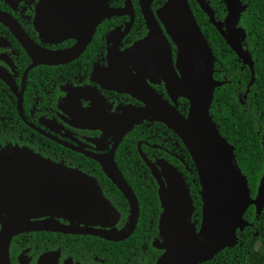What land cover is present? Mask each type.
<instances>
[{"label":"flooded vegetation","instance_id":"obj_1","mask_svg":"<svg viewBox=\"0 0 264 264\" xmlns=\"http://www.w3.org/2000/svg\"><path fill=\"white\" fill-rule=\"evenodd\" d=\"M46 1L0 0V12L46 51V56L32 55L0 21V235L10 223L21 224L22 229L11 239L10 264H40L46 256H58L57 264H156L166 252L160 248V223L166 211L161 190L170 186L163 166L183 175L193 204L201 197V186L197 190L188 183L196 168L186 146L164 118L149 112L154 106L148 93L159 108L161 100L184 117L190 110L188 100L169 93L163 54L152 41L157 32L152 33L148 23L154 29L159 26L168 40L181 79L176 43L159 15L167 1L153 0L152 19L140 0H130L131 4L110 0V11L122 13L108 14L95 29L91 15L67 16L70 9L64 2L43 11ZM67 19L72 33L62 26ZM72 50L78 54H70ZM25 158L93 184L107 209L89 219L45 212L48 177L37 168H17L27 164ZM113 162L139 208L131 236L120 241L95 236L115 237L133 218L126 194L104 169ZM15 167L32 172V185L12 184L21 179L13 174ZM155 174L162 176L164 185ZM65 187L68 179L62 178V191L58 189L53 198L64 196L61 204L68 207ZM84 194L81 205L102 206L92 200L95 194L87 187ZM28 206L40 209L28 211ZM195 212L192 219L199 228L202 216L197 224ZM45 223L64 231L46 230ZM33 224L42 230H33Z\"/></svg>","mask_w":264,"mask_h":264},{"label":"water","instance_id":"obj_2","mask_svg":"<svg viewBox=\"0 0 264 264\" xmlns=\"http://www.w3.org/2000/svg\"><path fill=\"white\" fill-rule=\"evenodd\" d=\"M167 5L160 11L159 15L164 22L169 35L177 46L176 66L181 75L178 78L172 58V49L160 31V27L153 28L151 21H148L152 33V41L160 45L163 54V73L168 84L170 94L183 97L189 101L190 110L187 117H184L173 109L167 102L161 106L153 103V94L148 93L152 99L150 113L160 115L167 124L175 131L190 153L195 165L198 180L201 186L200 196L202 199V220L200 227L193 222L195 207L189 189L183 175L170 165L163 166L166 174L163 176L165 182L170 186L168 190H161V199L165 207V214L160 223V232L163 238L161 249L166 252L159 258L156 264H204L214 259L223 250L236 245L237 232L249 225L244 218L247 210L254 206L256 214L261 215L264 211V176L258 189L256 198H252L248 181L238 166L235 149L229 144L220 132L214 127L213 118L210 116V109L214 100L215 90L223 86L225 82L214 78L215 61L207 38L203 34L198 22L192 12L189 0H166ZM203 12L208 16L210 23L224 38L232 51L247 65L252 72L254 83V62L252 57L244 50L242 39L245 33L238 27L241 13L245 7L240 0H224L229 12L228 21L221 23L216 20L215 12L207 5L206 0H195ZM54 2L64 5L70 9L67 16H81L84 14L94 17L93 29L108 14H121V10L110 11V0H47L42 10L52 9ZM153 0H140L142 9L150 18H154L151 11ZM129 3L131 4L130 0ZM0 21L11 27L12 31L19 37L26 50L32 55L46 56V51L37 46L6 14L0 12ZM70 20L67 19L62 25L67 32L72 33L73 27H69ZM151 41V40H149ZM78 54L72 50L70 54ZM115 59V55H114ZM164 107H163V106ZM15 159V158H14ZM27 164L17 168H37L44 177H48L50 186L47 192L48 205L44 207L45 212L59 216L79 219L100 217L101 212L106 210L104 200L98 193L96 186L88 183L80 176L71 174H58L54 169L33 163L25 158ZM16 161H18L16 159ZM104 169L114 183L126 194L131 203V223L119 235H95L104 239L120 241L127 239L135 229L139 208L133 193L121 177L116 164H104ZM16 167L14 168V170ZM17 171V170H15ZM13 172L16 178H21L12 184L32 185V172ZM62 178L68 179V187L63 193L70 202L68 207L61 203L64 196L54 199L58 189L62 188ZM155 178L161 185L164 180L160 174ZM34 188L36 187L35 184ZM38 187V186H37ZM86 187L93 191L95 197L102 206H84L81 202L85 199L83 195ZM36 189V188H35ZM38 190V189H37ZM62 191V190H61ZM55 204L51 206V201ZM31 211L33 207H26ZM40 209L37 207L34 210ZM15 212V209L12 208ZM17 211H21L18 209ZM23 224V223H22ZM21 224L10 223L5 226L4 235H0V264H10L9 245L14 234L21 231ZM46 230L64 231L62 227L51 228V223L42 224ZM25 226V225H24ZM33 230H42L33 224ZM57 264V257H45L40 264Z\"/></svg>","mask_w":264,"mask_h":264},{"label":"trees","instance_id":"obj_3","mask_svg":"<svg viewBox=\"0 0 264 264\" xmlns=\"http://www.w3.org/2000/svg\"><path fill=\"white\" fill-rule=\"evenodd\" d=\"M240 2L245 7L238 23L245 33L242 45L254 62V83L251 86L250 68L232 51L198 3L189 0L198 25L216 58L214 78L225 82L215 90L210 116L214 127L234 147L238 166L254 198L264 176V0ZM206 3L215 12L218 22L228 21L229 12L224 0H206ZM192 179L189 178L188 183L192 188L195 184L196 189L200 190L197 172ZM194 205L195 219L201 220V197L194 200ZM244 218L249 225L238 230L236 245L204 264H264V211L257 215L252 206Z\"/></svg>","mask_w":264,"mask_h":264}]
</instances>
